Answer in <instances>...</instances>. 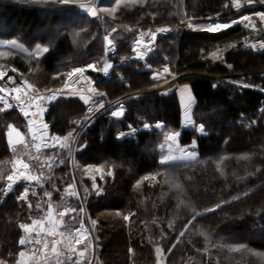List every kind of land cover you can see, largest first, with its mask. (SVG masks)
Masks as SVG:
<instances>
[{
  "label": "trees",
  "instance_id": "obj_1",
  "mask_svg": "<svg viewBox=\"0 0 264 264\" xmlns=\"http://www.w3.org/2000/svg\"><path fill=\"white\" fill-rule=\"evenodd\" d=\"M88 2L61 5L59 0L55 4L0 0V41L15 40L19 47L0 48L5 53L0 67L22 79L28 92L63 88L74 67L87 68L92 63L99 68L105 57L104 36L113 41L114 51L105 57L113 63L110 73L101 76L88 71L94 81L88 90L103 95L94 99L81 92L58 98L45 116L50 136L71 140L69 131L79 128L89 102H109L150 87L161 66L177 74L199 69L209 73L178 81L189 89L192 122L201 124L203 132L182 127L180 101L171 92L126 100L120 119H112L108 112L100 114L78 138L75 173L81 182L90 184L84 171L103 173L102 180L95 175L99 194L92 188L86 203L90 219L96 221L98 264H264V49L240 48L248 40L264 42V28L254 30L238 23L213 33L172 27L169 35L157 37L156 51L143 62L132 58L130 51V41L138 30H147L146 24L177 22L184 13L196 19H231L251 14L257 7L235 12L230 9L232 0H124L116 13L109 14L100 10L115 7V0H102L99 12L89 16L79 10V4ZM39 47L48 51L38 56L34 52ZM220 47L226 48L223 63L228 67L205 61ZM0 109L1 163L11 156L8 126L24 131L25 124L15 110L4 109L1 103ZM156 122L164 124L161 130L141 131L131 139L115 137L128 125ZM169 132H179L180 147L195 143V159L160 164L162 142ZM62 149L52 147L44 153V158L57 157L54 163L50 159L32 165L30 173L37 178L32 187L21 181L5 195L6 181H0L3 264L16 262L22 250L18 224L38 219L40 203L60 209L70 206L79 212L76 196L65 194L66 190L73 193L74 187L69 153ZM56 150H61L60 155ZM24 188L27 202L18 199ZM63 218L66 229L68 216Z\"/></svg>",
  "mask_w": 264,
  "mask_h": 264
},
{
  "label": "rangeland",
  "instance_id": "obj_2",
  "mask_svg": "<svg viewBox=\"0 0 264 264\" xmlns=\"http://www.w3.org/2000/svg\"><path fill=\"white\" fill-rule=\"evenodd\" d=\"M93 2H94V0H89V3L92 4ZM253 6L257 7V8L255 9L256 11H254L251 14H245V15L243 14V15H240V16H237V17H232V18L230 17L231 19H226L227 18L226 15H221V16H226V18L220 17V16H215V17L210 18V19L211 20L212 19H217L219 22H222V23H231L232 20H235V21H238V23L243 24V23H248V22H240V21H242L243 16H248V17H250V20H251V23H248V27L250 29H253L252 25H255V29L254 30H258L260 28H264V21H261V19H260V13H264V3H261L260 0H252L251 3H249L248 0L245 1V2H239V8L231 6L230 9H231V11L237 12V11L242 10L244 7H249L250 8V7H253ZM188 20H192V21L195 20L196 21V18L186 17L185 13H184L182 15V17L177 22H181V21L187 22ZM206 20H208V19H206ZM238 23L232 24L231 27L235 26ZM231 27H229V28H231ZM189 30H191V29H189ZM245 42L247 44H251V45L255 44L256 45V47L254 49L252 47H248L247 50H251V51H260V50H262L259 47V44L263 42V41H261V39H252V40H248V41H245ZM15 47L19 49V47L17 45ZM21 50L24 51L23 49H21ZM225 51H226L225 47H220L217 50H215L214 52L210 53L206 57L205 61L207 63H210V64H221L224 67H228L227 64L223 63V55H224ZM34 53L36 54V51ZM257 65H258V63H257ZM192 75H209V73L204 71V70H202V69H199V70H186V72L180 74V76H179L180 78L176 81L175 86L173 88H171L170 90L171 91H175V94H176L178 100L181 103L180 106H182L181 109H180V118H181L182 127H185V128L192 127L198 133H200L201 131L199 129L202 127L201 124H194V122H192V118H193L192 117V112H191V104L192 103L190 105L188 104V95L190 94L189 89L187 88L188 89V93H184L183 89L185 88L186 84H181V83L178 84V81L182 77L192 76ZM214 78L222 79L220 81H223L225 79V78H219L218 76H216ZM159 79H160V77L156 76L154 80L156 82V81H159ZM148 88L149 87H147L145 89H142V90H146ZM156 91L160 92L161 94H165V92L171 93V91L167 90L166 88L159 89V90H156ZM191 99H192V97H191ZM120 106H122V105H120ZM120 106L116 105L115 107L110 109V112L108 114H109V116L112 119H120L121 118V117L116 118V117L112 116V112L113 111H118L121 108ZM123 110H124L123 111V113H124L125 112V107L124 106H123ZM182 118L184 120V123H182ZM172 133H178V132H169V133H167L165 135V138L163 139V142H162L161 155H160L159 159H162L163 157L168 156L170 154L169 153V149L170 148H171V154L172 155H176V156L180 155L181 151L184 152L185 154L188 153V152H194L193 151L194 147L191 146V145L185 146V147L178 146V144H177L178 137L176 138L175 141L168 140L167 137L170 134H172ZM35 146H36V143H34V145L32 147L27 146V151H29V153H30L29 156L30 157L34 156L33 163L35 162L37 164L38 163L44 164L45 162H48L50 159H53L52 160L53 163L56 161L57 157L54 158V156L52 157V155H48L47 157L44 158V156H45L44 153H46V151L48 149H52V148L48 147V148H45V149L37 150V147H35ZM194 146H195V144H194ZM62 150H65V149H62ZM55 152H57L59 154V153H61V150H56ZM35 153H36V155H35ZM68 153H69V151H68ZM166 153H168V154H166ZM69 160H70V153H69ZM16 161H19L21 163H24L23 161L26 162V160L23 157H17ZM59 164H60V162H59ZM28 169H26V170L20 169V171H25V172L28 171L29 175H31L30 170H28ZM74 170H75V166H74ZM95 171L96 170H89V171H86V172L84 171L83 172L84 178L89 180V182H90V184L88 183L86 185L80 181V179H81L80 176H78L75 173L77 179H79V181L77 180L79 188H76V186L74 187L73 181H72L71 188L74 187L73 188L74 189V193H76V195H75L76 197L75 198H76V201L79 202V212L77 213L76 209L74 207H70V206H67V207L65 206L62 209L58 208L57 206H56L57 208L54 207V206H51L52 211H53L52 215H51L52 218L49 217V219H48L49 226L46 228V230H48V231L49 230L56 231L57 234H58V236H57L58 240L63 241L62 238L64 239V234L65 235L67 234L66 235V240L68 239L70 234H71V237H76L75 234H77V236L78 235L80 236V231L79 230L81 229V225H83L84 233H86V235L88 236V239L87 240H82L80 242L81 243V247H79L78 250H81V252H84V256H79L78 255L79 252H78V253H76L78 257L73 256L72 259H74V261H72V263H70L71 261L67 260V257L63 256V254L59 251V249L62 248L63 252L68 253V248H67V250H64L63 249V245H62L58 249V247L55 245L59 255L53 253L54 256L52 257V254L49 256V253H48L49 249L47 250V248L44 247V252L41 253L39 256H46L47 257L46 264H85V263L88 264L90 262V260H92L93 255L94 254L96 255V253H97L96 224L95 225L92 224V220L90 219V216H89V214L87 212V209H86L87 201H86V203L84 205V203H82V202L80 204V199H79V193L81 192V190H83V191H85V189L88 190L87 191L88 197H87L86 200H88V198L91 196V190H92L91 180H93L92 179L93 177L95 178V175L97 177H99L98 171H96V173H95ZM99 171H101V170H99ZM83 175L81 176L82 179H83ZM71 188H68V189H71ZM65 194L66 195H68V194L71 195L72 193H71V191L69 192L68 190H66ZM82 205L84 206V208H83ZM61 213H63V215H61ZM63 216H68L69 224H68V227L66 229L64 228V218H63ZM34 220L36 221V219H34ZM51 220H53V224H51V222H50ZM58 222H61L60 226L57 225V224H59ZM19 224H26V223H19ZM27 225L31 229L30 233L36 237L37 235L34 232V229H36V224H33L32 222H30V223H27ZM54 225H55V227H54ZM64 231H66V233ZM54 235L55 234H53V236ZM74 244H76L75 241H74ZM74 244H73V246H74ZM43 246H44V242H43ZM50 252H52V248H51ZM75 252H76V250L73 251V253H75ZM25 253H26V257H25V261H24L25 264H37V262L35 260H33L31 254H29L27 251H25ZM60 253H61V256H60ZM70 254L71 253H68L67 256H69ZM76 259H77L78 262L75 261ZM160 261H162V260H160ZM14 264H16V263H14ZM39 264H45L44 260H41L39 262ZM159 264H163V263L160 262Z\"/></svg>",
  "mask_w": 264,
  "mask_h": 264
},
{
  "label": "built area",
  "instance_id": "obj_3",
  "mask_svg": "<svg viewBox=\"0 0 264 264\" xmlns=\"http://www.w3.org/2000/svg\"><path fill=\"white\" fill-rule=\"evenodd\" d=\"M200 20L202 19H196V21H192V20H188L187 22H170V23H161V24H146V31L143 32L141 30H138L135 33L134 38L131 40L130 42V51H131V57L137 59L139 62H143L144 58L150 54H153L156 51V39L158 36H167L169 35L171 28L172 27H179V29L181 31H185L188 29L191 30H195L197 29V25L196 23L200 22ZM191 23L194 25L193 28H189L187 25ZM160 27H166L169 29L168 32L165 33H157L156 35V39L155 41H152L151 39V34L153 32H156V30ZM141 41V43H137V41ZM251 44H247L246 42H243L240 45V48L242 49H247L248 47H250ZM147 46V48L145 47ZM136 49V51H133V49ZM150 49V50H148ZM114 49L111 51H108L107 53H105L104 50V56L108 57L110 55H112ZM138 53H145L143 59H138ZM164 68H168L166 66H161L158 69V73L159 75H165L168 73H164ZM74 68H72L70 71H72ZM0 88L6 89L5 92H0V101L4 104V106L6 108H10V109H15L17 111V113L21 116V118L23 119L24 123L26 124V126L29 129L30 132V137L31 140L34 142H38L40 141L39 138H37L36 140L32 139V134L33 132H36L39 126L43 127V124L46 123L45 121V116L46 113L50 107V105L52 103H54L58 98L66 96L68 94L71 93H81L84 92L86 90V88L90 85L89 81L92 80L87 72V70L82 74V75H76L73 76L71 79H69L68 75L66 77V81H68V87L67 88H50L45 92L42 93H31L28 92V90L25 88L23 80L19 79L10 69L7 68H0ZM15 88H19L20 91L16 92L13 89ZM53 94L56 95V99L55 100H51V101H42V100H36L33 99V97L35 96H52ZM17 97H19L20 99H17ZM39 105H43L44 111L42 113H40V108ZM103 105V108L100 107V105H94L92 103H88L85 107V113H86V118L87 119H93L95 117H97L100 114H103V112L106 109V105L105 104H101ZM24 107V109L26 111L29 112V116L25 117L24 112L21 111V107ZM121 107V106H120ZM89 108L94 109V111L92 113H89ZM120 110V109H119ZM124 111V110H123ZM33 113H38L37 115H33ZM90 117V118H88ZM29 121H31V125L29 124ZM48 126L49 124L46 123ZM148 124L149 127L145 128L144 125ZM160 124L162 125V127L157 128L156 125ZM128 125L126 128L119 130L116 132L115 137L118 140H123V139H131L134 137V135H136L137 133L141 132V131H151L152 129H156V130H160L161 128H163L164 124L162 122H156L154 124H150V123H143L140 127H134ZM48 130V128L46 129V131ZM121 133H123V135H121ZM16 162V161H15ZM14 170H19V165L18 164H13L12 165V170L10 175L13 174ZM99 175V179L103 178V173L102 172H98ZM16 179V178H15ZM9 183H13L12 181H9ZM93 185V182L91 183ZM88 197V194L85 193V191L81 190V192L79 193V199H80V204L81 202L86 203V199ZM83 206V205H82ZM84 208V206H83ZM21 224L18 225V228L20 229L21 237L24 238H31V243H28L27 245H21L19 243L20 246L24 247L26 249V251L32 255H40L41 253L44 252V246H43V241L40 237L38 236H34L32 235L30 232L29 233H25L23 231V229L20 227ZM19 238V240H20ZM39 239L41 241L40 244L36 243V240Z\"/></svg>",
  "mask_w": 264,
  "mask_h": 264
},
{
  "label": "snow or ice",
  "instance_id": "obj_4",
  "mask_svg": "<svg viewBox=\"0 0 264 264\" xmlns=\"http://www.w3.org/2000/svg\"><path fill=\"white\" fill-rule=\"evenodd\" d=\"M31 2H36V3H41L42 2V3H45V4H47V3L55 4L57 2V0H31ZM72 2H74V0H59V3L61 5H67V4L72 3ZM123 2H124V0H115V7L111 8V9H101L100 11L108 12L109 14H114V13H116L117 9L120 8L121 3H123ZM128 2L129 3H136L137 0H128ZM248 2L251 3L252 0H248ZM260 2L261 3H264V0H260ZM81 6L83 7V5H81ZM231 6L232 7L239 8V0H232V5ZM226 7H227V5H226ZM86 10L88 11V13H89L90 16H95L96 15V13L92 10L91 7H89ZM260 19H261V21H264V13H260ZM240 22H248V23H251V20H250V17L243 16V19ZM235 23H238V21L232 20L231 23L211 22L203 30L204 31H208V32L215 33V32H218V31H220L222 29H227V28L231 27L232 24H235ZM248 23L245 24V27L248 26ZM187 26L189 28H193L194 27V25L191 24V23H189ZM252 27H253V29H255V25H252ZM113 31H115L114 28H113ZM168 31H169V29L166 28V27H160V28H158L156 30V32H153L151 34L152 41H155L157 33H165V32H168ZM137 43L139 44V43H141V41L138 40ZM8 45L15 46L16 45V41L15 40H12V41H0V48H2L4 46H8ZM145 47L147 48V46H145ZM250 47H252L254 49L256 47V45L253 44V45H250ZM259 47L261 49H264V42L260 43L259 44ZM113 48H114L113 41L109 38L108 35H105L104 36V50H105V53H107L108 51L113 50ZM148 50H150V49H148ZM44 51L47 52L48 49L45 48ZM133 51H136V49L134 48ZM4 55H5V53L3 51H0V57H2ZM144 55H145V53H138V57L137 58L138 59H143ZM111 67H112V65L108 64V62L105 60L104 61L103 68H102V71L105 74H107L108 71H109V69ZM229 67H231V65ZM89 69L92 70V71H97L98 70L96 64L89 63L87 65V68H84V67H75L72 71H70L68 73V77H69V79H71L73 76L82 75L86 70H89ZM13 71H15V69H13ZM163 71H164V73L171 74V73H169V69L168 68H164ZM0 75H2V74H0ZM157 76H159V73L157 74ZM89 84H91V81H89ZM26 86L29 89L32 87V85H30V84H28ZM243 86L244 87H248V85H243ZM64 87L65 88L68 87V81H65ZM13 90L16 91V92H19L20 91L19 88H15ZM5 91H6V89L0 88V92H5ZM89 91L90 92H94L95 90L92 89V88H89ZM183 91H184V93H188L187 86H185V88L183 89ZM100 95H103V93H100ZM56 98L57 97H56L55 94H53L52 96H35V97H33V99L42 100V101H51V100H55ZM17 99H20V98L17 97ZM81 99H84V97H81ZM84 102L87 104L89 101L88 100H85ZM191 103H192V99H191V95L189 94L188 95V104L190 105ZM100 107L103 108V105H100ZM39 108H40V113H42L44 111L43 105H39ZM0 111H2V109H0ZM21 111L24 112L25 117H28L29 116V112L26 111L23 106L21 107ZM93 111H94V109L89 108V113H92ZM261 111L264 112V109H261ZM37 114L38 113H33V115H37ZM122 115H123V106H121L120 110L113 111L112 112V116L113 117H116V118H119ZM88 118H90V117H88ZM31 123L32 122L29 121V124L30 125H31ZM11 127L12 126L9 125V128H11ZM144 127L145 128H148L149 125L148 124H145ZM156 127L157 128H160V127H162V125L157 124ZM47 128H48V125L46 123L43 124V129L46 130ZM199 130L201 132L204 131V129L202 127ZM19 135H20V133L17 132V136H19ZM121 135H123V133H121ZM179 135H180L179 133H172V134H170L167 137V139L168 140H171V141H175L176 138ZM37 138H39V140H41V141H44L45 142L44 146H46V147L47 146L55 147L56 144H58V143L61 145V147L64 146V144L61 142V140H60L59 137H56V136H47L46 133H45V131H43L41 129H37V131L36 132H33V134H32V139L33 140H36ZM47 141H51V145H49L47 143ZM36 147H37V150H39L40 145H36ZM193 147H194V145H193ZM169 153L170 154L168 156H165V157H163L160 160V164L161 165L168 164L170 161H174V160H177V159H180V160H185V159L191 160V159H195V153L194 152H188V153L185 154L184 152L181 151V154L179 156H176V155H172L171 154V148H170L169 149ZM14 164H19V168L20 169H24V170L28 169V167H29L28 164L21 163L19 161L14 162ZM89 167H91V166H89ZM97 171H99V169H97ZM108 175H110V176L112 175L111 171L108 172ZM16 176H24L29 181L34 180V179H37L35 176L25 175V171L14 170V172H13L12 175H8L7 176V180L8 181H12L14 183ZM145 178H147V177H145ZM92 179H93V185H92V187H93V189H97V186H96V183H95V178L93 177ZM13 183H9L7 185V187H6V189H4V194L5 195L8 192L12 191V189H13ZM87 191L88 190L85 189V193H87ZM97 194H99V190L98 189H97ZM33 195H35V193H33ZM72 195H76V193L73 192ZM245 195H248V193H245ZM18 199L21 200V201L27 202V200H28V192H27V189H25V191L20 194V196L18 197ZM28 206H29V209L32 208V205L31 204H29ZM217 207H219V205H217ZM213 210L214 209H209V211H213ZM50 214H51V211H49V215ZM61 215H63V213H61ZM197 215H199V213H197ZM124 219L125 220H128L129 217L128 216H125ZM193 219H195V217H193ZM38 223H40V222L39 221H35V220L33 221V224H38ZM92 224L95 225L96 224V221H92ZM20 227L23 229V231L25 233H29L31 231V229L29 228V226L27 224H21ZM54 227H55V225H54ZM79 231L81 233V235L79 237H68V250H69V252L75 251V249L71 247V244H72V241L73 240L75 241L76 244H79L82 239L83 240H87L88 239V236L83 234L84 233L83 225H81V229ZM48 234L49 235H52L53 232L50 231ZM180 235L183 236L184 233L181 232ZM31 242L32 241H31V238L30 237L29 238L21 237L20 240H19V243L21 245H27L28 243H31ZM36 243L37 244H40L41 241L39 239H37L36 240ZM44 247L45 248L47 247V243L44 244ZM240 247L243 248V247H246V246L245 245H241ZM238 250L239 249H236V248L231 249V251H238ZM156 251H157V253H161L162 252L161 248H159V247H157ZM52 252L54 254L59 255V253L57 252L55 243L53 244ZM19 254H20V257L21 258H23L25 256V253L24 252H20ZM78 255L79 256H84V252H79ZM253 255H256V253H253ZM32 258H33V260H35L37 262V264H39V262L41 260H44V262L46 264V260H47V257L46 256H39V255H35L34 254ZM0 264H3V262H0ZM17 264H25V262L23 260H21V261H18Z\"/></svg>",
  "mask_w": 264,
  "mask_h": 264
},
{
  "label": "crops",
  "instance_id": "obj_5",
  "mask_svg": "<svg viewBox=\"0 0 264 264\" xmlns=\"http://www.w3.org/2000/svg\"><path fill=\"white\" fill-rule=\"evenodd\" d=\"M82 4H89V2L88 3H82ZM79 5H81V4H79ZM44 49L45 48H43V47L42 48H40V47L36 48V55L40 56L42 54V52H44ZM105 60L108 62V64L112 65V67H113L112 61L110 59H107V58L104 57V60L102 61V63L100 65V67L98 68V70L97 71L90 70V71L91 72H99L101 76L108 75L110 73V71L112 70V67L109 69L108 73L105 74L102 71V68H103ZM169 73H171V74H167V75L165 74V75L158 76V77H160L159 81H156L151 87H149L146 90L135 91V92L129 93V94L125 95V96L118 97V98H116V99H114L112 101H109V102L104 101V100H100V102H98V103L95 102L93 104H95V105L105 104L106 105V109H105V111L103 113H106V111L109 113L110 109L115 107L116 105H119V106L122 105L123 106V102H125L126 100H129V99H132V98H136V97H139L141 95L152 94V93H158L159 95H166V94H168V92H165V94H161L160 92H158L156 90L166 88L167 90L171 91L170 89L175 86L176 81L180 78L179 77L180 74H177L174 71L171 72L169 70ZM156 76H157V74L155 72L153 74V78L155 79ZM119 77H121V76H119ZM217 80H222V79H217ZM223 81L224 82H228V83H232V84H235V85H238V86H241V87H244L243 86L244 84H242L240 82H237V81H233V80H229V79H224ZM93 84H94V81H92V85ZM87 91H88L87 95L90 98H94L95 99V98L101 97L99 92H95V91L94 92H90L88 89H87ZM171 92L175 93V91H171ZM181 107L182 106H180V109H181ZM95 118L89 120V119H87L85 117L83 119V121L81 122V124L79 125V128L74 133H73V131H69V133L73 134L72 137H71V140L67 141V139H65V138H60V140L64 144V146L61 147V145L59 143L56 144V146H55V147H58V148L67 149L69 151V153H70V160H69L70 173H71V178H72V181H73V185H74V187L76 186V188H79L78 182H77V180L79 181V179H77L76 174H75V170H74V166L76 164L75 151H76L77 140L80 137L81 133L86 128H88L90 126V124L94 121ZM182 123H184L183 118H182ZM17 132L20 133L19 136H17ZM48 136H50V134ZM6 142H7V145L9 147V149H10L11 156H10V158L8 160H5V161L0 163V181H2L3 179L6 181V185H5L4 189H6V187H7V175L10 173L11 165L13 164L14 160H16L17 157H23L26 160V162L29 165V167H28L29 169L28 170H31L32 165L35 163V162L33 163L34 156L30 157L29 156L30 153H29V151H27V146L32 147L34 145V143L30 139V134L28 133V129H27L26 126H25V130L24 131H21V130H19L18 128L14 127V126H12L11 128H9V126H8V128L6 130ZM47 143L49 145H51V141H47ZM44 144H45L44 141H39V142L36 143V145H40L39 149H45V148H48V147L52 148V146H47L46 147V146H44ZM194 144L195 143L192 142L190 145L193 146ZM35 155H36V153H35ZM23 162L25 164H27L25 161H23ZM27 173H28V171L25 172V175H29V173L28 174ZM21 181L26 182V184H29L31 187H32V184L34 182L33 180L29 181L24 176H17L16 182L14 183L13 187L18 182H21ZM92 182H93V180H91V183ZM24 191H25V188L22 189L21 193H23ZM2 193H4V191H2ZM33 193H35L34 189H33ZM42 205L43 204L40 203V206H39V209L41 211L40 217L38 219H36V221H39L40 223L36 224V229H34V232H35V234L38 237H40L42 239L44 244L47 243V247L46 248H47V250L49 249L48 250L49 256L52 254V257H53L54 254H53V252H50V250L53 247L54 243L58 247V249L60 248V246L63 245V249L67 250V248H68V239L66 240V235L67 234L66 235L64 234V239L62 238L63 241H60V240H58V237H57L58 234H57L56 231H52V230L48 231V230H46V228L49 226L48 219H49V217H51L53 211H52V208H51V204H48L47 206L45 205V207L42 206ZM49 211H51L50 215H49ZM33 221H32V223H33ZM50 222H51V224H53V220H51ZM58 223L59 224H57V225L60 226L61 222H58ZM50 231L53 232V234H55V235L54 236H53V234L49 235L48 233ZM64 232L66 233V231H64ZM83 234L86 235V233H83ZM75 235H76V237L79 236V235L77 236V234H75ZM80 235H81V233H80ZM69 237H71V234H70ZM72 242L73 243L71 244V247L73 248L75 246L74 247V249L76 250L75 253H73V251L69 252V250H68V253H71V254L69 256H67L68 253L63 252L62 248L59 249V251L63 254V256L67 257V260L71 261L70 263H72V261H74V259H72V257L73 256L78 257L76 253L81 252V250H78V248L81 247V243L76 245V244H74V241H72ZM73 244H74V246H73ZM18 246H19V243H18ZM20 252H24L25 253V250L22 249ZM61 253H60V256H61ZM25 257H26V253H25V256L23 258H21L20 254H18V257H17V260H16L15 263L17 264V262L21 261V260L25 261ZM75 261H77V259ZM88 264H98L97 253H96V255L95 254L93 255L92 260H90V262Z\"/></svg>",
  "mask_w": 264,
  "mask_h": 264
},
{
  "label": "water",
  "instance_id": "obj_6",
  "mask_svg": "<svg viewBox=\"0 0 264 264\" xmlns=\"http://www.w3.org/2000/svg\"><path fill=\"white\" fill-rule=\"evenodd\" d=\"M101 1H102V0H94V2L92 3V5L90 6V7L92 8V10H93L96 14L98 13L97 8H98V5L100 4ZM82 5H83V7H82L81 5L79 6V10H80V12H81V13H86V14L89 15L88 11L86 10V9H88L89 7H88L87 5H84V4H82ZM89 16H90V15H89ZM223 30H224V29H222V30H220V31H223ZM220 31H218V32H220ZM38 129H41V130L44 131V129H43L42 126H39ZM45 133H46V131H45ZM46 135H47V133H46Z\"/></svg>",
  "mask_w": 264,
  "mask_h": 264
},
{
  "label": "bare ground",
  "instance_id": "obj_7",
  "mask_svg": "<svg viewBox=\"0 0 264 264\" xmlns=\"http://www.w3.org/2000/svg\"><path fill=\"white\" fill-rule=\"evenodd\" d=\"M200 21H203L204 23H205V25L207 26L209 23H211V22H219L217 19H208V20H200ZM205 26V27H206Z\"/></svg>",
  "mask_w": 264,
  "mask_h": 264
}]
</instances>
